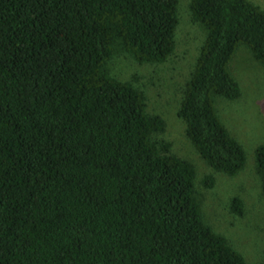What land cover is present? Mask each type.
<instances>
[{"label": "trees", "instance_id": "1", "mask_svg": "<svg viewBox=\"0 0 264 264\" xmlns=\"http://www.w3.org/2000/svg\"><path fill=\"white\" fill-rule=\"evenodd\" d=\"M178 9L179 0H0V264H246L205 221L196 165L155 139L165 118L108 68L121 52L166 61ZM190 11L205 37L178 116L204 161L236 175L246 152L215 102L241 94L229 68L240 44L264 65V8L190 0ZM255 160L264 193V142ZM230 207L244 214L241 197Z\"/></svg>", "mask_w": 264, "mask_h": 264}, {"label": "rangeland", "instance_id": "2", "mask_svg": "<svg viewBox=\"0 0 264 264\" xmlns=\"http://www.w3.org/2000/svg\"><path fill=\"white\" fill-rule=\"evenodd\" d=\"M264 8V0H252ZM179 24L174 53L162 63H138L121 52L108 62L111 74L130 80L146 94L147 111L166 120L163 132L155 139L171 143V151L192 161L197 168L196 187L205 221L223 234L246 260V264L264 262V193L256 169L255 150L264 142V65L256 60L245 44L237 48L229 68L239 82L241 94L236 99L218 96L216 108L230 134L244 147L246 163L236 175L210 167L186 134V124L178 116L185 84L194 68L205 32L190 11V0H179ZM207 174L215 177L206 187ZM239 196L244 214L231 210V199Z\"/></svg>", "mask_w": 264, "mask_h": 264}]
</instances>
